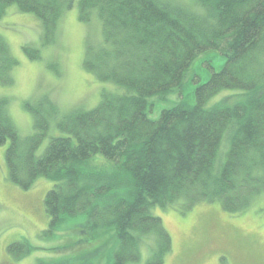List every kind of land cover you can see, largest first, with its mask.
Wrapping results in <instances>:
<instances>
[{"label": "trees", "instance_id": "obj_1", "mask_svg": "<svg viewBox=\"0 0 264 264\" xmlns=\"http://www.w3.org/2000/svg\"><path fill=\"white\" fill-rule=\"evenodd\" d=\"M188 1L79 0V19L94 15L103 39L87 49L83 66L119 88L103 90L94 108L62 113L47 95L25 102L32 133L20 136L0 98L7 179L24 190L38 177L53 182L43 199L44 233L85 218L59 249L74 252L38 264H137L146 242L154 249L145 264H163L171 238L154 206L218 200L239 213L264 197V0ZM10 5L39 19L49 44L73 0H0V18ZM219 54L216 70L210 59ZM17 64L0 37L1 84L12 83ZM201 66L210 71L203 81L193 71ZM151 98L171 102L157 119L149 117ZM52 124L63 135L37 153ZM31 248L22 239L6 250L19 259Z\"/></svg>", "mask_w": 264, "mask_h": 264}, {"label": "rangeland", "instance_id": "obj_2", "mask_svg": "<svg viewBox=\"0 0 264 264\" xmlns=\"http://www.w3.org/2000/svg\"><path fill=\"white\" fill-rule=\"evenodd\" d=\"M175 1L189 4L188 0ZM78 2L73 0V6L64 10L54 31V41L49 44H44L40 20L31 14L17 12L15 5H10L0 18V37L18 62L11 73L12 83H0V98H6V109L20 136L32 133L33 118L25 108V102L35 105L47 95L62 113H66L78 108H94L103 90L119 91L117 86L99 80L83 66L87 49L96 50L103 44L102 25L94 15L87 22L81 21ZM25 46L37 49L40 58L30 59L23 49ZM210 61L217 70L224 57L219 54ZM193 71L201 75L202 81L210 72L205 66ZM150 100L155 104L149 114L152 119H157L160 111L171 103L157 98ZM55 135L63 133L52 124L37 153H41L49 138ZM8 143L0 145V264H38L66 258L67 253L77 248L71 246L61 251L62 241L69 235H77L79 230L75 224L85 221L84 216L64 221L52 234L44 233L49 218L43 199L53 182L38 177L27 190L10 182L4 158ZM251 204L239 213L226 212L218 200L201 201L189 209L180 202L168 207L154 206L151 213L160 217L171 238V250L164 257L163 264H264V197ZM87 238L80 236L83 240ZM22 239L32 248L19 259L11 258L7 245ZM88 240L92 241V238ZM98 245L84 248L80 253L91 251ZM111 246L112 241L108 252ZM153 249L154 244L147 242L143 248L141 246V258L137 264H145ZM91 257L96 259V255Z\"/></svg>", "mask_w": 264, "mask_h": 264}]
</instances>
